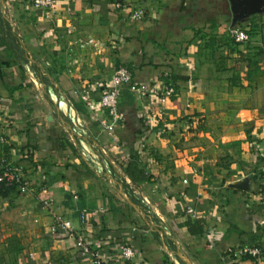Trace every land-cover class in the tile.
<instances>
[{
	"label": "crops",
	"instance_id": "obj_1",
	"mask_svg": "<svg viewBox=\"0 0 264 264\" xmlns=\"http://www.w3.org/2000/svg\"><path fill=\"white\" fill-rule=\"evenodd\" d=\"M2 2L12 18L7 13L10 22L4 20L0 0V134L5 151L35 183V191L7 198H19L17 212L30 216L20 236L28 264H89L76 234L111 250L133 242L135 264H179L177 251L193 264H224L238 246H264V3L235 23L230 0H61L51 18L29 0ZM118 3L142 7L146 15L133 20ZM232 27L250 32L251 40L234 42ZM87 37L98 44L80 48L79 39ZM41 62L52 75L41 76ZM119 65L142 82L169 76L177 96L158 115L128 88L132 98L125 95L120 104L125 124L109 133L81 93L98 98L100 80ZM29 73L40 86L44 79L53 84L54 75L68 88L62 99L92 135L86 141L112 151V159L99 158L102 169L84 156L78 139L84 135L64 125L61 107L32 98ZM128 149L137 150L151 182L107 170L116 161L124 167ZM29 152L28 159L18 158ZM43 185L53 197L50 210L41 206ZM188 205L206 222L202 235L183 226ZM54 214L70 220L73 230L52 234ZM181 235L197 247L193 255L180 248ZM233 260L264 264V254Z\"/></svg>",
	"mask_w": 264,
	"mask_h": 264
},
{
	"label": "built area",
	"instance_id": "obj_2",
	"mask_svg": "<svg viewBox=\"0 0 264 264\" xmlns=\"http://www.w3.org/2000/svg\"><path fill=\"white\" fill-rule=\"evenodd\" d=\"M33 7L45 10L46 16L51 18L57 16L60 10L61 0H29ZM120 8H128L130 18L133 20H141L145 17L146 11L142 7H129L125 3H118ZM232 38L239 43H245L250 39L249 33L239 27H232L230 30ZM79 46L82 49L88 46L98 44L95 38L87 37L80 38ZM169 76H164L152 82H142L134 78L131 69L128 66H118L108 77L100 80L101 93L98 98L90 99L89 92L83 90L82 98L85 101L87 110L96 119L102 129L109 133H114L115 130L121 128L125 124L124 113L119 108L120 97L124 88H129L130 91L146 104L148 108H156L158 115L164 113L163 106L173 100L177 96L175 84L166 79ZM155 112V111H154ZM146 125L151 126V114L146 115ZM156 116V115H155ZM94 119V120H95ZM7 145L6 135L0 134V189H15L16 192L26 194L35 191V183L25 174L24 164L13 160L12 157L5 151ZM140 155L146 154L144 144L140 145ZM31 156L29 153H21L18 157L28 159ZM259 173L264 177V162L260 166ZM188 183V179H184ZM41 194V206L50 210L53 204V197L49 195V187L43 185L39 188ZM264 193V183L262 185ZM77 198V196H75ZM186 214L191 218H197L198 213L194 206L186 207ZM54 222L50 226L52 234L56 235L60 232H69L73 230L72 222L63 218L62 215L54 214ZM86 220V210L81 212V222ZM76 245L80 249L83 256L89 258V264H135L136 248L133 242H125L117 246L114 250L105 247V244L98 240L91 242L83 234H76ZM264 254V246L260 244H246L238 246L228 254L230 260H226L224 264H234L236 258H243L251 255L253 257L262 256Z\"/></svg>",
	"mask_w": 264,
	"mask_h": 264
},
{
	"label": "rangeland",
	"instance_id": "obj_3",
	"mask_svg": "<svg viewBox=\"0 0 264 264\" xmlns=\"http://www.w3.org/2000/svg\"><path fill=\"white\" fill-rule=\"evenodd\" d=\"M7 11H8L7 13H9V14L11 13L8 10V8H7ZM10 16H11V14H10ZM11 18H12V16H11ZM44 63L45 62H41V65H43V68L45 67V72L41 76H44L45 73L52 75L50 68H49L50 65L49 64L46 65ZM41 76H40V78H42ZM53 76H51V77L55 80V82L57 84L55 82H53V84H50L48 82V79H44L43 81H44L45 85L40 86L39 80L35 81V79H36L35 76H32L29 73L28 78L33 82L32 84L35 86L34 89H32L31 86H29L30 94L36 95V96L34 95L32 97L34 100H39V98H41L42 104H43V102H44V104L46 103L45 105L43 104V106H46L48 104L47 99H49V100L53 99L52 101L54 103H56L54 105L56 107L60 106L62 108L61 110L64 111L63 110V104L65 103L67 105V103L64 99H62V95L65 96V94H63V93H65L66 91L68 92V88L65 85H61L60 83H58V81L60 80V78H58V76H56V78H54ZM42 88L45 89V91ZM41 91H43L44 94ZM45 93H46V95H45ZM48 94H50V95H48ZM68 96L70 97V96H72V94H68ZM59 98H61V99H59ZM69 108H70V106H69ZM70 109L72 111H74L73 113L75 114V118H77L79 122H78V124L75 123L74 122L75 120L70 115H67L66 112L64 111L63 117H62V120L64 121V125L66 124L69 128L73 127L75 131L80 132L84 135V136H80L81 134H79V136H78V138L80 140L79 141L80 145H82L81 146L82 151L85 154L84 156H86L89 159V161L91 162V164L94 167H97L98 169H102L101 164L98 162L99 158H101V155H102V157L106 156V157L112 159L113 158V155L111 154L112 151L110 149H107V148H105V151H103V149H100V151H97L95 148L92 149L90 146V144L92 143L91 142L92 141L91 140L92 135L87 131H82L81 128H83V127L81 125V123H82L81 120L78 118L75 110L72 107ZM82 124L84 125V121ZM66 134L70 135V132L68 131V133H66ZM88 137L91 140V141H89L90 144L87 141H85L86 140L85 138H88ZM82 140L85 142H83ZM182 146H184L183 143H182ZM105 160H106V158H105ZM106 168L111 173L114 172V170L116 172L119 171L121 174L126 173L124 170V167H122L117 161L115 162V164H112V165L107 164ZM128 190H129V192H127V194L129 196H133L134 192L130 193V189H128ZM10 193H12V194L14 193L18 197L22 194V193H18V192H14V191H12ZM8 197L9 196L0 197V255L4 254L3 253V248L5 245L4 241L6 240L7 237H9L13 234H18V236H21L22 238H24L26 236L24 234V232L26 233L30 228V226H26L27 224H25L23 222V218H24V221L25 220L29 221L30 216H29V218H27L28 214L19 215V212H17L18 206H19L17 203H22L20 201V199L19 198H13L12 199L11 197H10L11 199L10 198L7 199ZM15 200H16V202H15ZM30 222L32 223L33 221L31 220ZM180 239H181L180 240L181 243H179L180 248L182 250L187 251L188 254L193 255L191 250H194L195 248H197V247H194L195 246L194 243L189 242V240L184 238V236H182V235H181ZM23 242L25 245H27L26 244L27 242L25 239L23 240ZM5 256H6L5 257L6 259L4 260V264H18L17 258L14 254H8ZM193 257H194V259H197V258H195V256H193ZM182 261L183 260H180L179 264H187L185 261L184 262H182ZM194 261L196 262V264H202L200 262V260H194Z\"/></svg>",
	"mask_w": 264,
	"mask_h": 264
},
{
	"label": "trees",
	"instance_id": "obj_4",
	"mask_svg": "<svg viewBox=\"0 0 264 264\" xmlns=\"http://www.w3.org/2000/svg\"><path fill=\"white\" fill-rule=\"evenodd\" d=\"M248 33L250 39L247 42L251 40L250 32ZM231 39L234 42H236L233 38ZM166 79H170V77L169 78L166 77ZM128 93H129L128 88L122 90L120 97V104L121 102H123L122 100L124 99L125 95L129 98H132V96L129 95ZM119 108L121 109V105H119ZM123 155L125 161L124 170L136 183L152 181L153 177L147 174L145 167L140 160V156L137 150L134 149L125 150ZM11 191H15V189L13 188L6 190L0 189V197L8 196ZM183 226L187 227L191 235H202L205 232L206 222L201 218H191L187 216ZM4 244H5L3 248L4 254L0 255V264H4V260L6 259L5 255L8 254H14L19 264L29 263L28 261L25 260V257H27L26 254L24 253L25 245L23 244V239L20 236H18L17 234H13L6 238Z\"/></svg>",
	"mask_w": 264,
	"mask_h": 264
},
{
	"label": "water",
	"instance_id": "obj_5",
	"mask_svg": "<svg viewBox=\"0 0 264 264\" xmlns=\"http://www.w3.org/2000/svg\"><path fill=\"white\" fill-rule=\"evenodd\" d=\"M230 2H231V8H232V12H233V21L236 23L237 21L242 19L247 14L254 12L255 10L259 11L260 6L264 3V0H230ZM1 4L4 6V9H2V17L6 20H9V18L7 17L6 6L4 5L2 0H1ZM9 22H10V20H9ZM14 37L20 38V36H18V34H16V33H15ZM26 57L31 58V56H29L28 53L26 54ZM245 185H246V183L244 182V183L240 184V187L244 188ZM177 254L183 260H185L187 264H193L191 262V260H189L186 256H184L180 251H177Z\"/></svg>",
	"mask_w": 264,
	"mask_h": 264
},
{
	"label": "bare ground",
	"instance_id": "obj_6",
	"mask_svg": "<svg viewBox=\"0 0 264 264\" xmlns=\"http://www.w3.org/2000/svg\"><path fill=\"white\" fill-rule=\"evenodd\" d=\"M4 7V6H3ZM4 9V8H3ZM4 20H6V19H4ZM7 21V20H6ZM71 108V107H70ZM69 108V106L68 105H66L65 103L63 104V110L66 112V114L67 115H70L75 121V123H77L78 124V119L77 118H75V114L73 113L74 111H72L71 109ZM62 109V108H61ZM63 111V112H64ZM79 139V138H78ZM83 139V138H82ZM83 141V140H82ZM86 141V140H85ZM85 141H83V142H85ZM82 146V145H81ZM90 151V150H89ZM92 151V150H91ZM127 194V193H126ZM128 195V194H127ZM129 196V195H128ZM180 260H182V259H180ZM182 262H184V260L182 261Z\"/></svg>",
	"mask_w": 264,
	"mask_h": 264
}]
</instances>
